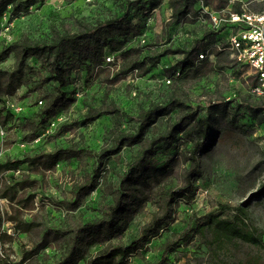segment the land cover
Returning <instances> with one entry per match:
<instances>
[{"label":"rangeland","instance_id":"obj_1","mask_svg":"<svg viewBox=\"0 0 264 264\" xmlns=\"http://www.w3.org/2000/svg\"><path fill=\"white\" fill-rule=\"evenodd\" d=\"M19 0L9 5L0 15V51L15 41H51L59 32H77L81 24L95 23L115 15L125 14L139 25V34L120 37L119 49L107 47L102 60L90 67L75 65L71 83L65 88L70 104L60 109L50 125L30 140L33 126L29 119L43 107V95L53 90L55 81L47 58L28 59L31 69L25 83L0 95V161L22 160L59 147H77L98 153L112 143L120 131L137 130L134 120L142 109L166 101L176 92L193 105L204 106L200 117L207 114L206 102L217 99L224 102L223 110L213 119L212 141L208 151L200 154V167L191 196L174 204L173 216L164 223V229L143 247L142 255H132L130 264H163L166 254L162 244L183 232L189 235L174 253L175 263L166 264H264V247L235 240L225 248H208L206 238L196 232L193 215L214 212L223 217L232 216L238 206L249 209V223L256 227L264 241V195L258 192L264 186V110L255 115L246 102L264 103L254 93V70L238 60L227 39L230 29H217L211 13L247 10L264 15V0H199L180 22H173L170 0ZM9 27V30L7 28ZM223 42V49L216 43ZM192 51V58L209 49L208 57L196 65L197 71H181L185 57L177 49ZM112 57V60H108ZM138 63L139 68H134ZM15 53L0 62V69L12 70ZM177 76V75H176ZM168 78L172 80L168 83ZM43 102H40V100ZM15 107H9L8 102ZM116 110V112H111ZM9 113H12L13 119ZM90 120V117H95ZM180 116L175 109L170 116L161 117L144 131L143 141L173 124ZM17 127V129H13ZM1 129L5 130L2 134ZM142 144L125 146L118 154L106 160L101 184L89 194L78 208L68 207L71 190L86 181L95 166L93 155L83 160L69 158L49 169L44 164L24 163L18 169L0 176L4 185L16 186L18 198H29L26 207L0 198V211L13 213L21 207L27 220L41 222L31 233L14 230L7 221L3 229L6 238L4 254L14 263L21 260L24 248H31L42 239L38 231L85 222L103 216L114 203L111 192L121 188L125 176L131 173L132 163L141 157ZM192 141L179 135L172 143L157 146L147 181L140 179L139 197L129 208L119 234L114 241H129L139 236L158 209L159 190L162 187H183L184 175L191 166L188 159ZM153 174V175H151ZM25 203V201H24ZM63 240L51 237L49 243L35 254L32 264H50L63 252ZM79 264H85L83 260Z\"/></svg>","mask_w":264,"mask_h":264},{"label":"trees","instance_id":"obj_2","mask_svg":"<svg viewBox=\"0 0 264 264\" xmlns=\"http://www.w3.org/2000/svg\"><path fill=\"white\" fill-rule=\"evenodd\" d=\"M18 1L0 0V15L7 10L9 5L17 6ZM198 1L170 0V5L173 8L172 21L180 22L185 16L190 15L194 4ZM35 2L36 0H29L28 4L31 5ZM242 11V9H239L236 12ZM217 29L223 31L226 28L219 27ZM140 31L139 25L134 24L123 14L99 20L95 23L81 24L80 30L77 32H58L51 41L27 42L18 40L5 46L0 51V62L11 53H15L16 64L12 70L0 69V95L19 87L27 81L28 73L31 69L28 59L33 56L47 58L49 70L55 81L53 90L43 95L45 103L39 113L29 119L33 126L29 139H36L40 135V131L50 125L60 109L70 104L71 99L68 97L65 88L71 83V70L75 65L90 67L103 59L108 46L113 49H119L122 44L121 36L127 34L136 35ZM175 52H182L185 57L180 63L182 69L178 71L180 75L174 72V77L182 76V72L187 69L197 71L196 65L206 60L197 62L196 59L202 52L197 54L196 59L192 58V51L180 48ZM139 66L136 63L134 68L138 69ZM261 98L264 99V97ZM43 100L41 99L40 101ZM240 103L246 104L248 109L255 115L260 114L264 110L262 101L244 103L241 100ZM224 105V102H220L217 99L208 100L206 102L207 114L204 117H200V112L204 106L193 105L176 92L166 101L152 104L148 108L142 109L134 117V120L138 123L137 130L134 133L126 131L116 133L111 145L102 148L98 153L77 147H59L51 152H41L22 160L13 161L7 159L6 161H0V176H2L9 170L18 169L26 162L32 165L44 164L51 169L59 161L69 158L83 160L86 156L93 155L95 166L91 173L85 182L75 185L71 190L72 199L66 201L68 207L76 209L84 203L89 194L100 186L106 160L118 154L125 146L143 142L141 157L132 163L131 173L125 176L121 188L111 192L114 203L108 206L102 217L60 227H50L43 232L41 230L38 231L41 233L40 238L42 241L31 248H24L23 256L17 263H14L9 256L4 254L3 249L6 238L11 237L3 229L4 224L10 221L13 223L14 230L31 233L38 230L41 222L25 219L21 215V207L15 208L13 213H2L0 211V264H32L30 262L31 258L49 243V238L51 237L62 239L64 249L60 257L50 264H79L81 260L85 264H130V257L132 255H142L143 247L152 237L159 235L164 229V223L173 216L174 204L180 199H187L191 196L200 167V154L208 151L211 146L213 119L223 110ZM175 109L180 111L179 118L167 130L143 141L144 131L156 124L159 118L170 116ZM111 112H116V110ZM9 116L13 119L12 113H9ZM95 118L96 116L89 119ZM180 134L189 136L192 141L188 156L191 166L184 175V186L181 188L170 187L168 189L162 187L159 190L158 209L151 220L142 226L139 236L129 241L115 242L113 239L120 233L122 221L129 208L141 194L137 183L140 179L148 180V170H152L153 174L156 173V168L151 166V158L156 155L157 146L162 143L174 142ZM257 194L258 196L264 195V186ZM0 198H6L11 203H18L22 208L26 207L30 201L29 198H18L16 186L7 183L3 189H0ZM249 217V209L241 206H238L233 215L228 217H223L214 212L200 216L193 215L197 226L196 232L206 238L205 243L210 249L213 247L223 249L228 243L235 240L264 247L263 236L256 227L249 223ZM188 235L189 231L174 235L162 244L163 251L166 254L163 264L176 262L175 258L174 261L171 260L170 255H174L179 248V244Z\"/></svg>","mask_w":264,"mask_h":264},{"label":"built area","instance_id":"obj_3","mask_svg":"<svg viewBox=\"0 0 264 264\" xmlns=\"http://www.w3.org/2000/svg\"><path fill=\"white\" fill-rule=\"evenodd\" d=\"M211 20L215 27H225L231 30L227 43L236 53L238 60L247 62L253 68L255 79L253 91L258 96L264 97V15L247 10L242 12L224 11L211 13ZM216 46L223 49V42L216 43ZM208 53L209 49L200 53L196 59L197 62L206 59ZM108 60H112V57H108ZM176 74L180 75L179 72ZM171 82L172 80L168 78V83ZM7 102L9 107H15L11 101ZM13 129H17V127ZM1 132L4 134L5 130L1 129ZM170 258L174 261L175 256L170 255Z\"/></svg>","mask_w":264,"mask_h":264},{"label":"water","instance_id":"obj_4","mask_svg":"<svg viewBox=\"0 0 264 264\" xmlns=\"http://www.w3.org/2000/svg\"><path fill=\"white\" fill-rule=\"evenodd\" d=\"M263 29H264V26H263ZM263 37H264V33H263Z\"/></svg>","mask_w":264,"mask_h":264}]
</instances>
